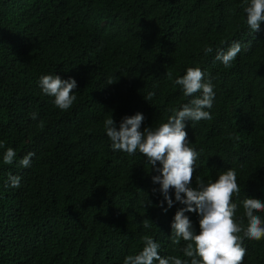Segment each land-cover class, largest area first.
<instances>
[{
  "label": "trees",
  "instance_id": "16d2710c",
  "mask_svg": "<svg viewBox=\"0 0 264 264\" xmlns=\"http://www.w3.org/2000/svg\"><path fill=\"white\" fill-rule=\"evenodd\" d=\"M233 40L247 50L226 69L216 50ZM188 67L215 85L212 119L185 122L199 153L191 187L235 168L241 217L243 199L264 201V21L251 32L242 0H0V264H123L144 235L161 256L183 258L185 242L172 245L169 235L186 206H159L157 173L139 153L113 151L103 121L139 112L141 131L166 122L167 108L190 99L166 71L175 78ZM46 74L77 81L68 111L38 86ZM109 77L117 82L107 85ZM148 92L156 93L149 102ZM8 147L11 165L2 159ZM29 152L31 166L20 167ZM10 174L21 177L19 188L8 186ZM185 215L199 234L198 214ZM243 245V264H264V239Z\"/></svg>",
  "mask_w": 264,
  "mask_h": 264
},
{
  "label": "clouds",
  "instance_id": "9594fccd",
  "mask_svg": "<svg viewBox=\"0 0 264 264\" xmlns=\"http://www.w3.org/2000/svg\"><path fill=\"white\" fill-rule=\"evenodd\" d=\"M242 7L248 28L251 32L259 31L264 21V0H242ZM242 50L246 51L247 47L233 40L226 51L216 50L215 60L220 61L226 69L231 68ZM203 51L207 56L213 52V48L205 45ZM165 75L175 86H179L185 97L190 98L179 107L167 108L166 112L170 115L166 122L141 131L144 121L142 113L124 116L118 125L111 114L105 117L103 130L111 141L113 151L124 152L129 156L139 153L146 158L151 170L157 173L152 176V181L159 188H153L152 191L162 194L163 201L159 206L163 207L166 202L168 207L164 209L165 212L174 202L186 206L176 211L169 235L172 245L185 242L181 249L183 258L178 255L161 256L160 243L152 236L144 235L141 238L142 249L127 255L123 264H243L247 254L244 239H264V219L257 214L264 213V201L246 197L241 201L243 216H236L238 205L233 203V196H238L241 188L235 168L219 172L214 181L209 179L205 182L195 177L197 189L191 187L199 153L190 146L185 122L198 123L212 119L209 110L215 100V85L200 67H188L182 76L175 78L170 71H166ZM116 82L109 77L107 85ZM38 86L45 95L54 98V106L61 111L71 109L77 100L74 91L77 89V81L74 78L62 79L55 74L41 75ZM155 95V92H148L144 98L149 102ZM36 116L33 113L32 119H36ZM39 127H44L43 121L39 122ZM0 147H4L3 142H0ZM34 155L29 152L19 160V166L29 168ZM15 158L16 151L8 147L3 153V163L11 165ZM8 181V186L12 188L21 186L20 176L10 174ZM172 190L175 201L170 195ZM148 206H151L149 200L145 204V207ZM186 212L198 214L199 234L193 229ZM141 223L145 229H150L153 224L150 219H144Z\"/></svg>",
  "mask_w": 264,
  "mask_h": 264
}]
</instances>
